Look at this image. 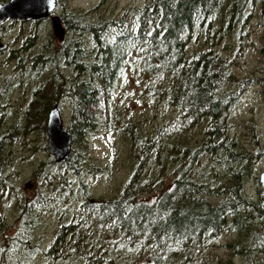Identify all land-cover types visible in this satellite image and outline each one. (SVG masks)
Segmentation results:
<instances>
[{"label":"trees","instance_id":"obj_1","mask_svg":"<svg viewBox=\"0 0 264 264\" xmlns=\"http://www.w3.org/2000/svg\"><path fill=\"white\" fill-rule=\"evenodd\" d=\"M253 1L144 0L127 6L119 16L95 21L56 0L64 27L60 42L53 46L45 40L36 46L38 36L27 33L18 41L14 36L13 46L5 44L6 52L0 51L6 64L0 69V102L18 86L30 101L23 123H7L12 113L0 104V192L9 184L3 174L9 162L5 138L27 134L33 120L43 133L47 110L60 99L69 101V156L39 166L53 187L59 185L74 197L80 189L85 200L78 204L80 209L62 214L45 258L54 264H215L207 253L208 243L230 230L237 237L232 246H240L237 253L252 264L259 262L250 225H261L264 208L242 193L241 172L228 166L226 156L218 158L222 147L213 141L224 137L229 105L236 101L231 98L225 104L226 96L234 97L226 87L233 77L216 49L217 37L241 33L248 17L245 5ZM6 24L12 22H1L0 29ZM63 69L68 70L64 76ZM126 69L145 80L151 109L155 104L169 109L160 121H149V129L123 121L107 103ZM100 99L105 100V113L94 110ZM33 102L40 107L35 113ZM200 120L206 127L194 141L185 126ZM114 128L129 141L132 166L114 196L88 201L80 178L84 173L101 176L104 169L85 166L81 143L98 130ZM200 156L210 164L201 165ZM216 162L227 177L223 183Z\"/></svg>","mask_w":264,"mask_h":264},{"label":"rangeland","instance_id":"obj_2","mask_svg":"<svg viewBox=\"0 0 264 264\" xmlns=\"http://www.w3.org/2000/svg\"><path fill=\"white\" fill-rule=\"evenodd\" d=\"M60 1L64 2L67 10L70 9L73 13L82 15L85 12L84 15L93 17L92 19L96 21L119 16L127 6L142 4L144 0H103L101 4L100 0ZM91 8L93 9L90 10ZM55 12L59 17L61 9L56 8ZM245 13L248 17L241 27V33L231 31L228 35L217 37L216 49L226 60L225 65L228 66V71L233 77V81L226 83V87L227 93L234 94V97L226 96L225 104L231 98H236V101H232L229 105L224 137L213 138V141L218 140V147H222L217 155L218 158L222 160V157L226 156L228 166L232 169L236 167L241 172L239 184L242 193L251 196L254 203L258 202L259 206L264 208V189L258 182L260 171H264V93L254 82L256 77L262 78L261 74H264V51L260 50L264 42V0L247 2ZM27 33H35L38 36L36 46L39 41L47 40V43L53 46L58 42L56 36L52 34L49 18L45 21L40 20L36 24H31L29 20H14L12 24H6L0 29V35L2 34L0 42L13 46L14 36H17L15 41H18ZM0 51L6 52V46ZM4 58L5 55H0V69L6 65ZM9 69L7 67L5 71L9 73ZM67 72L68 70L63 69L62 75H66ZM254 76L255 79H253ZM118 81L107 103L111 109H114V114L122 117L123 121L138 123L141 128L149 129V121L157 122L167 116L165 111L169 109L161 104H155L152 109L149 107L143 86L145 80L140 74L126 69L122 76H119ZM21 88L18 86L15 93L8 94L2 103L7 113H12L6 117L7 123L13 120L23 123L21 117L30 97L20 93ZM96 106L95 111L106 112L105 100L100 99ZM30 108L32 113H35L40 107L33 102ZM69 108V101L65 99L58 101L64 127L70 120ZM35 117L39 118L40 114ZM29 126L32 129L27 134L12 135L4 140V154L9 162L3 165L5 170L3 174L4 182L9 184L0 192L2 222L0 237L3 238L0 240V252L6 253L5 255L0 253V264H54L52 259L44 257L43 253L47 244L52 240L62 214H70L73 207L75 210L80 209V202L85 200L80 189H76V197H74L72 193H66L59 185L55 184L53 187V180L46 179L39 166L42 161L45 163L46 160L52 159L47 151L46 132L43 130V133L39 134L34 120L30 121ZM185 127L186 132L190 133V137L196 141L199 133L206 126L200 120L196 123H188ZM128 142L122 130L118 128L112 131L98 130L91 134L89 139L82 141L85 166L92 165L95 168L99 165L101 169H104L101 176L96 173L91 175L84 173L81 176L80 180L86 186V200L92 201L98 196L102 198L114 196L115 191L119 190L132 166ZM199 162L201 165L210 164L207 158L202 156L199 157ZM216 164L221 173V183H223L227 177L223 176L224 170L219 163L216 162ZM70 180L72 178L68 176L66 181ZM69 194L71 197L68 196ZM74 199L76 200L73 201ZM32 200L35 201L32 202ZM35 203L44 204V207H35ZM27 209L32 210L25 213L24 210ZM260 220V226L259 223L250 225L253 228L251 232L255 231L254 244L257 247L253 254L260 258L256 264H264V214L259 217ZM236 238L234 232L227 230L209 241L207 253L216 260L215 264H252L248 257L237 253L239 245L232 246ZM252 257L251 255L250 258Z\"/></svg>","mask_w":264,"mask_h":264},{"label":"water","instance_id":"obj_3","mask_svg":"<svg viewBox=\"0 0 264 264\" xmlns=\"http://www.w3.org/2000/svg\"><path fill=\"white\" fill-rule=\"evenodd\" d=\"M56 0H4L0 2V23L4 20H40L49 18L52 34L60 42L64 35V27L55 14ZM4 43L0 42V50ZM60 111L54 102L47 110L44 121V132L48 153L53 161L66 160L70 149V131L62 124ZM258 182L264 189V171L258 176Z\"/></svg>","mask_w":264,"mask_h":264},{"label":"flooded vegetation","instance_id":"obj_4","mask_svg":"<svg viewBox=\"0 0 264 264\" xmlns=\"http://www.w3.org/2000/svg\"><path fill=\"white\" fill-rule=\"evenodd\" d=\"M5 21V20H4ZM10 21V20H9ZM12 21H14V20H12ZM12 21H10V22H12ZM4 47H5V45H4ZM261 51H264V42H263V45L261 46V49H260ZM261 76H263L262 78H258V77H256V79H255V76H254V78L253 79H255V83L257 84V86L259 87V88H261V90L263 91V93H264V74H261ZM233 100H231V102H232ZM56 103H57V105H58V101H56ZM0 104L2 105V103L0 102ZM261 172V171H260Z\"/></svg>","mask_w":264,"mask_h":264},{"label":"bare ground","instance_id":"obj_5","mask_svg":"<svg viewBox=\"0 0 264 264\" xmlns=\"http://www.w3.org/2000/svg\"><path fill=\"white\" fill-rule=\"evenodd\" d=\"M58 106V105H57Z\"/></svg>","mask_w":264,"mask_h":264}]
</instances>
